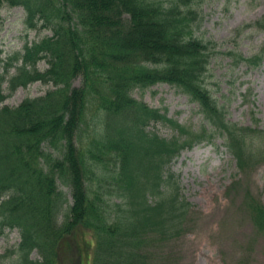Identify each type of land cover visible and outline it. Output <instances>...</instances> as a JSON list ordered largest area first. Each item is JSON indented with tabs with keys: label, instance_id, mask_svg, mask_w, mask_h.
<instances>
[{
	"label": "trees",
	"instance_id": "16d2710c",
	"mask_svg": "<svg viewBox=\"0 0 264 264\" xmlns=\"http://www.w3.org/2000/svg\"><path fill=\"white\" fill-rule=\"evenodd\" d=\"M200 1L0 0V10L23 8L28 30L50 32L0 72V236L19 234L0 264H150L148 247L179 238L192 208L171 172L182 151L220 137L239 171L263 162L261 132L230 123L205 85L217 45L195 35ZM253 26L264 33V14ZM263 58L264 47L237 61ZM36 82L53 88L3 105ZM161 83L206 125H182L132 95ZM156 123L173 136L151 131ZM245 201L264 239V204Z\"/></svg>",
	"mask_w": 264,
	"mask_h": 264
},
{
	"label": "rangeland",
	"instance_id": "374dc122",
	"mask_svg": "<svg viewBox=\"0 0 264 264\" xmlns=\"http://www.w3.org/2000/svg\"><path fill=\"white\" fill-rule=\"evenodd\" d=\"M198 12L201 21L195 29L196 37L217 45L205 85L230 123L261 132L258 136L263 162L239 171L220 137L212 144L202 143L182 151L171 163V172L192 208L179 238L148 247L149 263L264 264V239L253 228L245 201L249 193L264 204V58L258 67L237 61L238 55L250 58L264 47V33L253 26L264 14V0H201ZM0 17L1 72L15 52L50 32L28 30L21 7L3 6ZM38 67L45 69V62H39ZM79 83L80 80L74 82ZM52 88L51 84L39 82L20 87L3 105L16 107L25 98L43 96ZM132 95L154 109L166 111L168 117L182 125L195 130L206 125L198 106L168 84L135 89ZM150 130L164 138L173 136L161 123L153 124ZM61 188L71 199L70 189ZM18 242L16 230L5 231L0 236V254L14 249ZM32 257L37 255L33 253Z\"/></svg>",
	"mask_w": 264,
	"mask_h": 264
}]
</instances>
